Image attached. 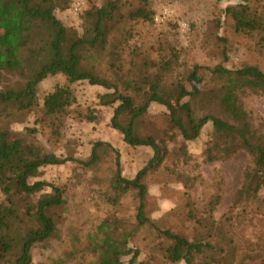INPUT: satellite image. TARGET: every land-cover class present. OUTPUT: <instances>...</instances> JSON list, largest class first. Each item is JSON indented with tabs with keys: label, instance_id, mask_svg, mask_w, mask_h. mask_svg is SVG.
Listing matches in <instances>:
<instances>
[{
	"label": "trees",
	"instance_id": "1",
	"mask_svg": "<svg viewBox=\"0 0 264 264\" xmlns=\"http://www.w3.org/2000/svg\"><path fill=\"white\" fill-rule=\"evenodd\" d=\"M121 1L107 0L102 6L85 11L79 33L64 26L55 15L58 6L67 0H0V193L4 197L0 202V264H32L33 247L56 233L53 210L65 204L63 190L41 180V169L69 162L93 169L99 162L97 149L103 143H93L88 157L80 160L67 143L66 151L57 155L37 137L45 134L55 148L63 143L65 123L72 113L87 123L100 120L99 108H88L83 113L77 110L74 86L78 83L101 89L97 105L112 109L110 127L127 146L149 147L153 151L152 158L131 179L121 175L119 154L115 151V174L104 200L115 207L121 197L132 193L137 208L130 229L112 215L88 236L87 247L82 251L91 254L93 264H122L121 258L129 254V264L135 263L140 251L130 247V243L143 229L152 230L160 240L155 245L160 257L150 255V260L159 259L162 264H222L224 251L220 244L227 233V223L212 218L199 221L188 203L187 219L206 234V239L189 241L169 229L162 230L146 216L144 177L169 155L163 140L156 141L136 130L137 121L150 105L167 109L170 125L182 138L178 154L184 160L189 159L185 143L196 140L210 127L206 161L228 159L244 150L250 163L238 194L256 198L257 192L264 189V150L242 101L248 95L264 96V73L255 65L224 67L223 62L229 59L228 40L215 36L221 63L212 67L195 64L186 71L184 80L167 77V72H173L177 65V51L156 58L150 57L149 48L127 45L132 23L152 21L150 3L138 0L136 6L119 5ZM224 14L233 19L231 25L237 35L264 32V12L248 4L227 7ZM202 71L209 74L214 89L203 91ZM58 75L64 82L40 97V84ZM202 100L209 102L208 110L197 108ZM29 115L33 117L32 127L13 129V124H24ZM28 195L35 197V207L26 211L14 207L17 197ZM219 200L218 195L209 200V215Z\"/></svg>",
	"mask_w": 264,
	"mask_h": 264
},
{
	"label": "rangeland",
	"instance_id": "2",
	"mask_svg": "<svg viewBox=\"0 0 264 264\" xmlns=\"http://www.w3.org/2000/svg\"><path fill=\"white\" fill-rule=\"evenodd\" d=\"M106 1L67 0L61 7L58 6L55 15L64 26L81 33L83 13L102 6ZM137 1L123 0L119 5L125 3L136 6ZM75 2L81 3L77 11L73 9ZM147 2L150 3L152 21L132 23V36L127 45L130 48H149L150 57L156 58L177 51V65L173 72H167V77L184 80L186 71L195 64L212 67L221 63L215 36L226 37L228 40L229 59L223 62L224 67L236 69L242 65H255L264 73V32L251 36L237 35L232 29L233 19L224 14L227 7L238 3L248 4L257 11L264 12V0ZM101 69H105L103 63ZM201 73L204 77L201 85L203 91L214 89L215 83L209 74L204 71ZM63 82L64 78L60 75L45 80L39 86L38 95L42 97L55 84ZM74 91L77 110L83 113L88 108H99L100 120L87 123L80 120L76 113H72L65 123L62 144L52 147L45 134L38 135V140L57 155L66 151L67 143L74 157L80 160L88 157L93 143H103L97 149L99 162L93 169L82 168L74 162L41 169L40 179L60 187L65 204L53 210L56 233L51 239L33 247L32 264H53L57 261L59 264H93L91 254L87 250L82 251L87 247L88 236L95 232L103 219L112 215L130 229L133 227L137 208L132 193L121 197L115 207L104 200L115 174V151L119 154L120 173L128 179L133 178L153 156L149 147L127 146L122 136L110 127L112 109L97 105V95L102 92L100 88L78 83L74 86ZM207 97L206 95V100ZM187 100L188 98L184 99ZM203 101L197 104V108L208 110L209 102ZM242 101L258 132L259 145L264 150V96L248 95ZM167 113L164 106L153 104L137 121L136 130L140 135H151L156 141L163 140L169 151L161 166L150 170L144 177L147 189L146 216L154 220L162 230L169 229L189 241L206 239L205 232L187 219L188 203H191L199 221L212 218L215 222L227 223V233H224L220 244L224 251L222 264H264V189L257 192L256 198L238 194L250 163L249 154L238 150L231 158L207 162L205 149L211 128L206 127L199 138L185 143L189 159L184 160L178 154L182 138L170 125ZM25 119L24 124H13V129L20 131L25 126L32 127L33 117L29 115ZM215 195L220 200L212 215H209L207 204ZM3 198L0 193V202ZM13 205L26 211L35 207L36 200L34 196H20L13 201ZM155 236L149 229L136 233L130 247L138 249L140 254L132 264H162V260H150V255L160 257L155 248L160 240ZM131 257L132 254L123 256L122 264H129Z\"/></svg>",
	"mask_w": 264,
	"mask_h": 264
},
{
	"label": "built area",
	"instance_id": "3",
	"mask_svg": "<svg viewBox=\"0 0 264 264\" xmlns=\"http://www.w3.org/2000/svg\"><path fill=\"white\" fill-rule=\"evenodd\" d=\"M80 7H81V3H80V2H75V3L73 4V9H74L75 11L79 10Z\"/></svg>",
	"mask_w": 264,
	"mask_h": 264
}]
</instances>
